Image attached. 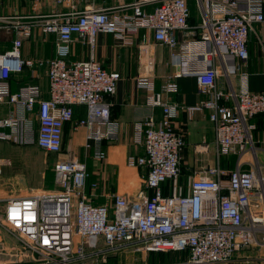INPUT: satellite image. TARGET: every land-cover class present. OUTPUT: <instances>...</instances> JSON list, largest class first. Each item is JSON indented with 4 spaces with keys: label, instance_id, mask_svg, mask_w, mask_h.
<instances>
[{
    "label": "built area",
    "instance_id": "1",
    "mask_svg": "<svg viewBox=\"0 0 264 264\" xmlns=\"http://www.w3.org/2000/svg\"><path fill=\"white\" fill-rule=\"evenodd\" d=\"M33 10L43 0H33ZM71 6L72 0H54ZM201 22L195 28L199 50H180L176 36L188 29V0H133L111 9H71L48 16L0 13V30L12 33L8 50L0 52V142L16 147H37L60 154L66 124L86 129L85 149L106 159L104 141L118 138L106 98L115 94L120 75L108 72L94 58L99 33L113 35L131 46L140 31L170 50L178 68L174 78L196 76L198 92L205 99L187 111L208 110L213 125L216 164L178 184L185 139L175 133L178 107L160 103L151 78L138 79L137 87L149 92L148 107L161 106V119L148 117L134 126L133 143L143 155L128 164L146 169L145 191L135 200L112 195L109 203L94 205L85 195L87 170L75 159L53 165L56 190L0 199V228L15 243L0 239V264H105L118 254L137 255L186 252L185 264H225L243 249L264 252V161L254 150L253 118L264 114V91L251 93L245 66L247 42L255 24L264 26L263 0H195ZM152 6L151 10L146 7ZM35 29L55 37V56L23 59L20 49ZM82 38L89 59L68 63L73 37ZM187 49V50H186ZM238 76V91L218 88L222 71ZM46 69L47 97L37 85L10 90L9 78L24 69ZM177 91L174 80L161 92ZM85 107L84 118L73 121L74 107ZM238 155L233 170L221 168L222 156ZM249 155V158H248ZM0 158V167L9 165ZM241 164V165H240ZM245 164L249 168L241 170ZM169 183L170 194L164 195ZM264 258V256H263Z\"/></svg>",
    "mask_w": 264,
    "mask_h": 264
},
{
    "label": "crops",
    "instance_id": "2",
    "mask_svg": "<svg viewBox=\"0 0 264 264\" xmlns=\"http://www.w3.org/2000/svg\"><path fill=\"white\" fill-rule=\"evenodd\" d=\"M132 1L72 0L71 6L68 7L66 5H56L54 0H43L34 11L32 8L33 0H0V13L5 15L16 13L20 16L29 14L48 16L57 12L67 13L72 8L77 11L118 8L130 4ZM187 3L190 10L188 29L178 31L176 36L180 42V50H182V47L183 49L190 47L192 51H197L200 46L197 44L199 34L195 27L201 22V14L195 0H188ZM262 6L264 8V0ZM152 8V6L146 7L147 10ZM3 45L4 43H0L1 53L10 48L11 42L7 48H4ZM247 47L249 59L245 71L248 73V89L251 93L263 92V25L255 24L253 26L249 34ZM20 54L23 59L52 58L55 56V37L53 35H43L38 29H35L32 36L23 41ZM89 56L88 45L82 38L74 36L67 62L86 61ZM94 58L108 72L116 71L120 75L115 94L106 98V102L110 105V119L116 124L118 130V138L115 141L103 142L102 150L106 154V159L101 161L95 158L93 150L87 151L84 147L86 129L81 127L74 129L72 123L66 124L63 139L66 148L62 147L61 158L67 160V157L71 156L69 159H75L85 164L86 170L87 167L92 169L93 166H99V171L103 170L107 178L114 179V183L110 184L111 193L114 195H123L135 200L139 193L145 191L146 169L130 166L128 158H137L143 155V146L133 143L135 124L143 122L150 116L156 122L161 119V106L158 104L153 108L148 107L149 92L137 87L138 79L149 77L153 85V93L157 94L159 102L173 103L178 107V115L173 120V129L175 133L182 135L185 139V147L180 160L181 175L183 171V176L189 174V178L201 169L216 164L215 134L213 125L209 120L210 112L206 109L190 113L187 111L188 108L194 107L198 102L204 100L205 96L198 92L196 76L173 77L178 68L171 64L170 50L167 47L154 43L151 35L145 33V31L139 32L131 46L124 45L120 39L113 35L99 33L95 38ZM214 65L222 71V76L216 79L218 88L226 92L231 90L237 92L238 76L236 74L226 76L220 59H216ZM169 80H174L177 91L172 94L162 93V85ZM43 81H47L45 68L24 69L21 74L10 77L9 85L11 92L15 93L23 85H36L44 83ZM44 92L45 97H47V89ZM5 113L6 109L0 107V115H5ZM85 115V107H74V122L84 118ZM250 123L255 127L251 133L252 141H264V116L253 118ZM10 152H12V148ZM222 158H225V156L220 157L221 168L233 170L230 166L226 165V167L223 164L225 160H222ZM94 170L98 171L97 168H93ZM187 180L183 186L186 185ZM104 203L107 204V201ZM261 251L254 248L240 250L229 263L264 264V254ZM141 256L145 257L147 255H139L135 259L138 260Z\"/></svg>",
    "mask_w": 264,
    "mask_h": 264
},
{
    "label": "rangeland",
    "instance_id": "3",
    "mask_svg": "<svg viewBox=\"0 0 264 264\" xmlns=\"http://www.w3.org/2000/svg\"><path fill=\"white\" fill-rule=\"evenodd\" d=\"M15 14L16 13H12L8 15L14 16ZM12 39V33L7 32L6 30H0V43H4V48H7L10 45ZM43 82L44 83L36 85L45 90L47 89V81ZM65 146L66 145L64 141V149L66 148ZM253 146L255 152L258 153L260 160L264 161V141H254ZM11 148L12 152H10ZM0 150V158L10 160L9 165L0 167V199L28 196L39 192H50L57 189L55 186V182H53V165L59 160H64V158H61L62 152L58 155L49 154L34 146L16 147L5 142H0ZM237 156L238 155L234 154L225 156V158H222V160H225L223 164L235 169L236 165L238 163H241V161L239 162ZM69 158H71V156L67 157V159ZM220 163L221 159H219V164ZM93 168H97L98 171H93ZM99 168V166H93L92 169L87 167L88 177L86 182L85 195L87 199L95 205L105 204L104 202L106 201L107 203H109L110 198L112 197V195H114L110 190V184L114 183V179L107 178L105 176V172L103 170L99 171ZM248 168L249 167L245 164L241 166V170H246ZM188 176L190 175L184 174L183 176L182 171V175L178 179V184L180 186H183ZM0 239L7 240L10 247H14L15 242L11 238H9L4 229L1 228ZM254 249L260 251L258 248ZM183 254L185 255V257ZM138 256L139 255L133 254L131 251H127L118 254L115 259L106 261L105 264H164L162 262L166 260H169L174 264H180L179 262L181 261H179V258L182 259V262L185 260V258L188 259L185 253H164L147 255L145 257L141 256L142 258L140 257V259L136 260L135 258H138Z\"/></svg>",
    "mask_w": 264,
    "mask_h": 264
},
{
    "label": "trees",
    "instance_id": "4",
    "mask_svg": "<svg viewBox=\"0 0 264 264\" xmlns=\"http://www.w3.org/2000/svg\"><path fill=\"white\" fill-rule=\"evenodd\" d=\"M9 81H10V78H9ZM42 89V88H41ZM43 90V89H42ZM44 91V90H43ZM259 116H261V115H259ZM259 116H257V117H259ZM262 116H264V114H262ZM63 139H64V134H63ZM64 142V141H63ZM63 147V146H62ZM181 167V166H180ZM180 176H181V174H180ZM55 178H54V172H53V182H55V180H54ZM56 186V185H55ZM170 187H171V185L169 184V183H166L165 185H164V195H169L170 194ZM170 253H178V254H182V253H185L186 255H187V253L186 252H170ZM155 254H164V253H150L149 255H155ZM184 255V254H183ZM184 257H185V255H184ZM178 258V257H177ZM187 258H188V255H187ZM179 261H181L182 262V259L181 258H179ZM181 262H179V263H181ZM187 262V259L185 258V260L181 263V264H184V263H186ZM162 263H164V264H174V263H171L169 260H166V261H164V262H162ZM178 263V262H177Z\"/></svg>",
    "mask_w": 264,
    "mask_h": 264
}]
</instances>
